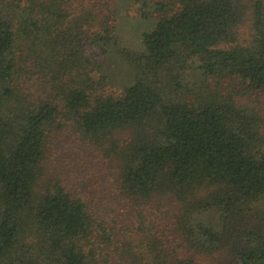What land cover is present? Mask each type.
I'll return each mask as SVG.
<instances>
[{"label":"trees","instance_id":"16d2710c","mask_svg":"<svg viewBox=\"0 0 264 264\" xmlns=\"http://www.w3.org/2000/svg\"><path fill=\"white\" fill-rule=\"evenodd\" d=\"M0 264H264V0H0Z\"/></svg>","mask_w":264,"mask_h":264},{"label":"rangeland","instance_id":"374dc122","mask_svg":"<svg viewBox=\"0 0 264 264\" xmlns=\"http://www.w3.org/2000/svg\"><path fill=\"white\" fill-rule=\"evenodd\" d=\"M135 10H136V8H134V9L132 10V11H134V12H132V13L130 14L131 19L135 18L136 15H137V14H136L137 12H136ZM144 24H145V23H144ZM142 26H143V25H142ZM142 26H141V27H142ZM141 27H140V28L138 27V28H139L138 31H137V29H136V30L131 29L130 31L127 29V30H124L123 33H124V35H125V37H126L127 39H131V40H132L133 38H136V39H137V36H136V35H140V33H142L143 30H144V29L141 28ZM136 28H137V26H136ZM134 34H135V35H134Z\"/></svg>","mask_w":264,"mask_h":264}]
</instances>
